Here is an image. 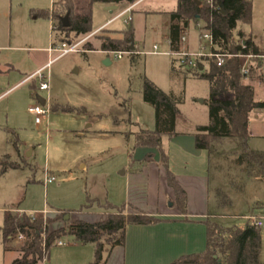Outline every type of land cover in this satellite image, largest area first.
<instances>
[{
	"label": "rangeland",
	"instance_id": "1",
	"mask_svg": "<svg viewBox=\"0 0 264 264\" xmlns=\"http://www.w3.org/2000/svg\"><path fill=\"white\" fill-rule=\"evenodd\" d=\"M28 1L13 0V12L8 5L0 18V227L6 210L18 214L44 210L74 213L94 199L91 208L100 212V205L106 202L122 206L126 194L133 199V187L126 185L128 177L123 172H130L138 154L150 152L135 147L136 135L156 125L155 109L144 97L146 79L177 102L176 119L181 130L197 131L198 125L209 123V82L179 71L177 62V69L172 68L175 56L169 49L168 17L164 13L157 17L153 12L130 11L110 25L124 30L132 23L136 36L133 54L125 53L117 58L109 52L93 51L99 49L97 36L107 34L101 30L75 40L92 35L84 45L91 44L93 50L57 57L59 52L45 50L56 40L57 32H52L48 19H34L30 9L19 7L20 3L27 6ZM48 1L46 7L50 6ZM252 1V23L239 22L235 36L240 30L253 31L264 44V0ZM103 8L102 3L93 4V29L112 16ZM199 24L204 26L203 21ZM198 32L199 28L192 24L185 36L196 39ZM53 58L44 67L49 90H40L39 79L28 77ZM106 59L110 60L109 64L104 62ZM252 85L256 99L263 100L264 81L256 80ZM38 95L49 98L51 107L49 121L43 118L39 124L29 111L37 104ZM249 128L251 133L252 130L255 134L264 132V108L251 112ZM253 143H261L257 135ZM213 149L225 152V158L235 152L242 155L236 138L226 139ZM5 161L18 167H8L3 172ZM215 165L210 173L211 211L227 216L212 219L225 227H245L248 224L245 215H263L264 207L245 203L248 192L245 198L238 196L240 189L231 184L236 181L233 170L222 169L220 175ZM46 173L54 177L51 183H45ZM138 204L146 207L144 203ZM43 215L50 217L47 213ZM57 222L66 224L63 220ZM54 224L50 225L51 229ZM260 230L264 262V227ZM61 239L67 244L74 240L72 234ZM10 245L11 249L5 250L0 242V264H10L17 257L16 248L21 243L14 240ZM67 246H53L49 257L37 264L57 263ZM50 256L54 257L52 263Z\"/></svg>",
	"mask_w": 264,
	"mask_h": 264
},
{
	"label": "trees",
	"instance_id": "2",
	"mask_svg": "<svg viewBox=\"0 0 264 264\" xmlns=\"http://www.w3.org/2000/svg\"><path fill=\"white\" fill-rule=\"evenodd\" d=\"M134 3L135 0H115ZM107 3L108 0H61L59 8L49 10H35L37 17L53 18L58 20L53 30L65 41H75L81 36L93 32V4ZM56 5V4H55ZM57 6V5H56ZM220 7V10L216 9ZM222 8L225 12H222ZM69 15L70 25L64 27L61 17ZM169 48L171 52L181 49L182 36L193 23L196 27L200 21L204 26L199 28L200 33L211 30L214 36V50L221 53L235 54L225 64L218 66L213 58L199 61L196 68H186L179 65L178 70L188 76L206 79L210 85L209 123L199 125L195 134V146L199 150L211 151L216 145L226 139L236 138L240 142L242 155L239 161L248 166V174H259L264 178V152L252 150L249 147L251 131L249 118L256 108H264V99H256V90L253 81H264L263 65L257 57L251 59L249 75L242 73L246 62L245 55H264V50L255 42L251 34L235 30L239 22L251 24L253 19L252 0H178L175 11L169 17ZM122 32L121 38L107 34L97 36L100 41V50L131 51L136 49L135 29L132 23ZM85 50H93L89 43L83 45ZM86 54L85 52H82ZM176 59L172 62L175 66ZM249 80V82H247ZM145 100L155 109V128L142 130L136 135V146L159 149L163 166L167 171L169 185L176 194V204L180 211L186 213L187 197L185 190L177 182L174 173L169 168L168 156L161 148L163 135L170 137L177 135L175 130L178 114L177 102L153 81L146 79L144 89ZM153 154L145 157L144 163L153 160ZM8 167L17 168V164L3 163L2 171ZM95 200L83 205L78 211L91 208ZM109 211L105 220L88 222L83 220L65 219L66 214L72 211H60L54 217H46L43 213L22 212L18 214L6 210L4 223L0 227V242L4 243L5 250L11 249V243L18 240L21 245L16 248L21 257L12 264H37L38 261L49 257L50 251L56 242L66 234H74L76 240L82 243H92L95 246L94 259L88 264H106L107 255L111 249L124 243L125 228L128 224L147 225L157 223L160 219L143 211L126 213L125 205L117 206L111 202L101 204ZM59 220L66 225L51 229L50 225ZM207 248L198 254L185 255L171 264H263L261 262L262 235L260 227L249 222L245 227H225L212 218L206 221ZM23 234L24 239L19 240Z\"/></svg>",
	"mask_w": 264,
	"mask_h": 264
},
{
	"label": "crops",
	"instance_id": "3",
	"mask_svg": "<svg viewBox=\"0 0 264 264\" xmlns=\"http://www.w3.org/2000/svg\"><path fill=\"white\" fill-rule=\"evenodd\" d=\"M46 1L48 0H30L27 6L20 3L19 7L21 9L25 8V10L30 9L31 14L34 15L33 18L36 19L39 17L33 13L35 10L52 11L54 7H60L59 2L61 0H49V7H46ZM108 1L107 3H102L104 7L103 10L112 16L107 17L106 20L95 27L92 32L93 35L103 30L111 37L121 38L123 36L122 32L125 29L117 30L111 28L110 25L118 19L117 16L119 14L134 5L132 12L136 10L137 12H153L157 17L164 13L168 17L167 40L169 43V17L170 13L176 10L178 0H173L172 2L170 0H135L134 3H128L126 1L115 2V0ZM8 5L13 12V0H0V18L1 16L4 17ZM108 5L116 6V9L113 11L106 10L105 7ZM117 10H119V12L114 14ZM46 19L50 21L52 32H54L55 30H53V28L56 26V20L53 18ZM192 24L193 23L190 24V27ZM242 31L246 34H251L255 42L264 50L263 40L259 34L253 31ZM186 36L185 41L182 42L181 50L190 52L198 51L200 33H197L196 39L187 38ZM62 41L65 40L57 34L56 40L45 50L51 53L49 49ZM97 41L100 43L98 39ZM96 44V48H100V44ZM93 51L105 53L100 49ZM53 60L54 58L37 68L30 76L46 67ZM38 103L39 101L37 100V104ZM175 130L178 133L177 135L170 137L165 134L162 136L161 148L168 156L169 168L174 173L177 182L186 192V213H183L177 207L176 194L168 183L167 171L163 166L159 149L141 147L147 148L150 152L138 154L133 164H131L129 173L127 170H124V175L128 177L126 179V185L133 187L134 197L131 199L130 194L128 197L126 194V199L122 205H125L126 213L143 211L160 220L157 223L147 225L128 224L125 228L124 243L116 245L111 249L107 255L106 264H171L182 256L204 252L207 248L206 221L209 218L227 216L211 211L210 173L213 163H216L215 167L220 175H222V169L225 170L226 168L233 170L236 181H231V184L240 189L238 196H243L245 198L248 192V197L245 199V203L248 206L264 207V178L257 173L252 175L248 174L247 164L239 161V152H235L230 156L227 155V158H225V152L220 153V151H215L216 148L212 149L210 152L197 149L195 146V134L197 131L193 130L189 132L181 130L179 128L178 119H176ZM255 135L260 138L261 143H253V137ZM135 147H139L136 146V139ZM249 147L252 150L264 152V132L255 134L254 130H252L251 138L249 139ZM144 152H146V150ZM149 154L154 155L153 160L144 163L145 157ZM242 173L244 177L238 178ZM221 191L223 192V190ZM228 200L230 203V198ZM138 203H144L146 207L142 208ZM101 208L102 210L100 212L93 211V208L85 211L71 212L70 218L72 220H83L88 222L102 221L108 217L109 211L104 209L103 206H101ZM19 211L21 212L22 209ZM44 211H46L50 217H54L56 213L60 212L50 213L47 210ZM44 211L42 213H44ZM249 216H254L264 221V214H249L245 215L248 219V223L251 222ZM65 225L66 224L63 222H56L52 228L56 229ZM72 237L74 239L73 243H65L61 246L58 245L60 247L68 245V248L63 251L62 255H60V259L54 264H88L94 259V244L82 243L76 240L74 234H72ZM60 240L62 241V239ZM16 252L17 257L14 258V260L21 257V253L18 250ZM53 258L51 256L48 258L51 263L54 261ZM14 260H11L10 264H12ZM262 263L264 264V262Z\"/></svg>",
	"mask_w": 264,
	"mask_h": 264
},
{
	"label": "built area",
	"instance_id": "4",
	"mask_svg": "<svg viewBox=\"0 0 264 264\" xmlns=\"http://www.w3.org/2000/svg\"><path fill=\"white\" fill-rule=\"evenodd\" d=\"M208 3L213 4L214 0H207ZM134 5L129 7L126 11L122 12L117 16V18L123 16L127 12L132 11ZM217 10H220L219 6H216ZM198 27L201 28L200 24H198ZM93 35V34H92ZM89 35L88 37H85L84 39L77 40V41H62L59 44L53 45L49 51L50 52H59L60 54L57 57L66 55L68 53L72 52H85L83 45L86 42V40L92 36ZM182 42L185 41V35L181 38ZM215 43H214V36L211 30H206L200 33V45L199 49L196 52H190L187 50H179L177 52H171L174 53L175 59L177 63L181 66H184L186 68H196L198 66L199 61H203L205 58H213L214 62L218 66H222L226 63V61L229 58H232L234 56H237L235 54H229V53H221L214 50ZM110 54H114L117 58H121L125 53H132L131 51H110ZM246 62L242 67V73L247 76L250 72V66H251V59L254 57H257L261 60V64H264V55H253L248 54L245 55ZM38 78L40 81V89L41 90H49V80L48 76L44 75V68L38 70L36 73H34L29 78ZM50 104H49V98L46 99V104L42 105L41 103H38L32 107L29 108V111L35 115V121L37 124L41 123L43 121V118L46 119V121H49V114H50ZM54 180V177L49 176L46 173L45 183H51ZM44 214H46V211H44ZM249 220L257 225L258 227H261L264 225L263 219H258L254 216H249ZM19 240H23L24 236L23 234L19 235ZM65 242L58 240L56 242V245H64Z\"/></svg>",
	"mask_w": 264,
	"mask_h": 264
},
{
	"label": "water",
	"instance_id": "5",
	"mask_svg": "<svg viewBox=\"0 0 264 264\" xmlns=\"http://www.w3.org/2000/svg\"><path fill=\"white\" fill-rule=\"evenodd\" d=\"M198 3H200L199 0H197ZM106 10H109V11H113L114 9H116V6H113V5H108L105 7ZM222 12H225V10L222 8ZM61 21H62V24L64 27H68L70 25V21H69V15H65L63 17H61ZM135 48V45L133 44L132 45V49ZM106 64H109L110 63V60L109 59H106L104 61ZM37 100L39 101V103H41L42 105H45L46 104V99L42 96H37ZM70 218V214H66L65 216V219H69Z\"/></svg>",
	"mask_w": 264,
	"mask_h": 264
}]
</instances>
